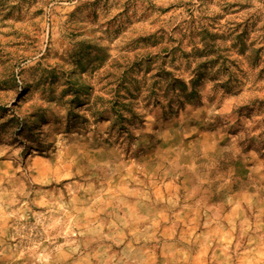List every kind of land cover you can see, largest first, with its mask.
Here are the masks:
<instances>
[{"label": "rangeland", "instance_id": "1", "mask_svg": "<svg viewBox=\"0 0 264 264\" xmlns=\"http://www.w3.org/2000/svg\"><path fill=\"white\" fill-rule=\"evenodd\" d=\"M0 264H264V0H0Z\"/></svg>", "mask_w": 264, "mask_h": 264}]
</instances>
